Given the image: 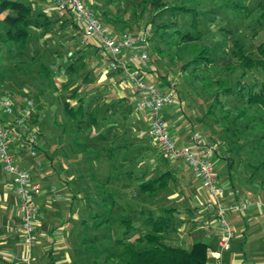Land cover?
Instances as JSON below:
<instances>
[{
  "label": "rangeland",
  "instance_id": "1",
  "mask_svg": "<svg viewBox=\"0 0 264 264\" xmlns=\"http://www.w3.org/2000/svg\"><path fill=\"white\" fill-rule=\"evenodd\" d=\"M42 1L44 7L49 8L52 20L47 24V28L44 24H38L36 28L32 26L31 35L23 44L0 40V93L7 91L11 97L26 94L33 99L34 107L31 110L29 124L38 133V147L34 156L25 148L22 151L15 148L11 152L14 158H17V163L27 161L34 163L39 160V168L46 173L48 169L52 172L40 179L41 189L48 188L49 184L53 183L63 196L60 202L69 203V200H72L70 210L69 208L64 210L66 213L61 214L55 222L54 217L50 220V229H59L68 250L75 249L80 256L72 264H92L95 263L94 261H97V264H111L110 261L120 264L118 254L122 247L114 243L112 245V239L117 235L119 228L118 218L125 216L132 219L135 229L130 230V236L135 233L142 234L148 228L147 224H140L147 210L157 214L158 207L155 209L152 206L164 201L170 190H178L177 187H182V183L185 182L191 183L190 189L196 188L200 178L194 175L182 159L163 156L157 144L146 134L148 113L145 109L131 112L114 107L111 125L114 128L104 131L108 137L106 140L90 135L95 132L92 131L93 124L89 123L87 116H84L82 130L76 128V120L69 119V113L63 108V101L69 98L72 105H75L73 98L68 97L69 93L75 88L81 95L85 92L86 84L91 83L92 80V83L94 82L93 75L91 72L86 74L87 71L91 70L96 74L103 68L110 74L115 70L109 67L102 48L92 43L90 49H84L82 33L71 36L73 31H69L67 23L62 22L66 14L54 8L50 1ZM83 1L98 12L102 24L113 33L135 32L145 26L152 28L148 20L154 11L150 9L148 0ZM235 1L245 5V10L233 11L222 7L219 5L220 1L216 0H199L195 3L196 7L206 12L198 18V29L202 32V37L193 43L179 42V37L172 35L174 25L164 28L171 33V37L152 36L151 29L148 52L152 76L149 79H152L160 89L167 86L168 81L174 82L172 89L176 99L173 107L178 108L180 115L176 120L169 118L166 121L169 132L178 133L183 128L184 134L196 131L204 138H212L211 140L218 144L216 152L233 158V168L229 169L223 157L212 154L211 162L219 182L224 187L230 186L231 190H235L239 195L251 199L258 197L264 201V162L259 163L262 159L261 154L264 153L260 151V145L254 142L260 133V130L254 126L256 119L247 126H244L246 122L244 118L239 117L233 121L236 111L247 105L239 93H234L238 88L237 84H251L257 89L264 81V70L258 67L243 68L230 52L233 40L236 39L242 44L243 51L247 55L252 58L262 57L259 45L264 46V17L260 15V0ZM170 2L192 4L191 0H170ZM27 3L30 5L31 1L28 0ZM44 7L35 6L31 10L32 13H37L40 22L49 20L48 15H42L44 12L41 10ZM217 15L222 18L221 21L219 17L216 18ZM171 19L178 20L177 25L181 30L190 26L189 16L183 12L165 11L155 17L156 21L170 22ZM220 25L226 29H220L218 27ZM5 28L4 25L0 26L2 36ZM197 42L207 43L211 47L209 54L212 62L207 66L196 68L195 72H190L189 68L181 69V63L198 48L195 44ZM151 51H156L157 54ZM71 61L73 64L70 68ZM199 75L203 78L198 77ZM214 80H222L224 82L222 87L226 85L232 87L233 93L220 94L219 102L212 105L213 112L207 113L206 107L213 102L210 92L216 90L218 85L216 83L205 85V83ZM203 86L205 88H202ZM247 112L255 118L264 115V105L248 106ZM75 115L79 118V111ZM222 126H229L230 130L221 129ZM233 130L237 131L236 135L231 134ZM74 138L85 139L86 144L90 142L95 144L96 151L102 154H106L108 148L118 146V141L129 140V143H126L129 160L124 164L118 160L115 163L119 166L107 167L109 162L106 161V156L95 154V151L89 148L84 150H89L90 155L74 157L79 152L78 145L70 143ZM232 146L235 149H228L233 148ZM73 150L75 154L70 159L66 160L61 154ZM52 152L54 155H51ZM49 155L54 157L53 162ZM152 158H155L157 165L151 164ZM166 159L169 164L177 160L175 165L182 177L168 178V186L161 189L150 192L143 190L139 182L160 174ZM61 166L65 171L58 176L56 170ZM90 166L94 170H91ZM68 174L73 176L65 182L63 179H66ZM47 193L49 201L53 202L52 205H58V200L53 198L48 189ZM179 196V200H166L163 202L164 206L190 208L196 206V201L189 193L184 194L180 189ZM181 200L184 204L180 202ZM98 213H101V216ZM107 215L110 216L108 220L104 219ZM173 215L177 221H173L174 229L168 230L166 234L168 240L175 239L177 231L181 230L186 241L191 243V232L197 236L202 230L210 227L209 225L205 227L208 219L193 223L191 216L180 210ZM261 216L262 214H256L252 217L245 216L244 219L239 213L228 214L233 237L230 247L222 252V264H230L231 258L238 254L252 264H255V261L257 264H264V220L260 219ZM18 236L22 241L20 233ZM46 239L36 234L31 256L28 261L24 260L26 263L23 264H58L57 257L62 251L51 250L49 257L46 251L40 249V246L47 242ZM76 239L80 241L75 243ZM47 243L50 244V241ZM106 254L111 258L104 261ZM62 264L67 263L62 262Z\"/></svg>",
  "mask_w": 264,
  "mask_h": 264
},
{
  "label": "built area",
  "instance_id": "2",
  "mask_svg": "<svg viewBox=\"0 0 264 264\" xmlns=\"http://www.w3.org/2000/svg\"><path fill=\"white\" fill-rule=\"evenodd\" d=\"M50 1L54 8L71 12L74 20L82 27L83 41L90 39L97 43L103 49L109 67L120 72L119 83L135 93V110L148 111L146 133L157 144L163 156L182 159L200 178L201 188L206 194L200 203L222 230L217 241L218 252L228 249L233 231L227 211L243 212L253 204L264 209V201L259 198H239L237 195L224 197V188L215 175L211 162V156L218 144L196 131L191 132L186 143L179 144L169 132L162 108L175 102L176 96L172 89L174 82L168 81V88L160 89L152 79L145 78L150 67V27L145 26L135 32L113 33L102 24L95 10L83 0ZM33 107V99L26 94L21 96L18 104L7 91L0 95V168L17 196L20 212L17 230L27 248L36 240L34 218L38 205L33 198L39 194L41 187L39 182L30 180V174L25 167L16 164L10 148L9 131L1 118L4 113L13 115L12 123L25 140L29 153L34 156L38 147V133L29 125ZM35 164L39 165L40 161L36 160ZM49 189L55 200L63 197L54 184ZM24 260L28 261V257H24Z\"/></svg>",
  "mask_w": 264,
  "mask_h": 264
},
{
  "label": "trees",
  "instance_id": "3",
  "mask_svg": "<svg viewBox=\"0 0 264 264\" xmlns=\"http://www.w3.org/2000/svg\"><path fill=\"white\" fill-rule=\"evenodd\" d=\"M191 1L192 4L190 5L172 3L170 2V0H148L147 3L150 9L154 11V13L151 14L148 20V23L152 25V36L166 35L171 37V33L165 31L164 28L170 25H174L175 27L172 35L178 36L179 42L193 43L196 40H200L202 37V32L198 29V18L206 11L195 6V3L199 2V0ZM216 1H220L219 5H221L222 7L224 6L225 8L232 9L233 11L245 10L246 8L245 5L241 4L240 2H236L235 0ZM259 9L260 15L264 17V0L259 1ZM31 10L32 7L26 2V0H0V26L4 25L6 27L4 36H2L0 31V40H10L15 43L21 42L23 44L29 39L32 26L36 28L38 24H44L45 28H47V24H50L52 20L48 18L49 20H43V22H40L37 18V13H32ZM165 11H169L170 13L178 11L187 14L190 20V28L188 27L185 30H181L180 28H178L177 19H171L170 22H165L164 20L156 21L155 17L159 13ZM60 12L66 14L62 22L67 23V25L69 26V31H73L71 33V36L74 37L78 33H82L83 30L81 25L74 20L70 11L60 10ZM96 13L98 15L97 11ZM42 15L46 16L47 14L44 13ZM217 17H219V15H217L216 18ZM218 19L221 21L222 18L219 17ZM218 27L220 29H226L221 25ZM93 44L100 47L95 42H93ZM195 44L198 45V48L191 54V56L187 60L181 63V69L189 68L188 70L190 72H195L196 68H200L202 67V65L207 66L210 62H212V57L209 54L211 47L207 43L197 42ZM259 49L262 52V57L252 58L243 51L242 44L238 40L234 39L233 47L230 52L234 56V58L238 60V63L243 68L258 67L264 70V46L260 44ZM151 52L157 54L156 51ZM72 64L73 61H71L69 64L70 68L72 67ZM147 72L149 75H152L151 63ZM198 77L203 78L202 75H199ZM206 83L205 85H210L211 83H216V85H218V88L216 90L210 92V97L213 98V102H211L209 106L206 107L207 113H212V105L216 102H219V95L233 93V89L232 87L227 85L222 87V83H224L222 80H214V82L207 81ZM237 85L238 88L236 92L234 91V93H239L240 97L243 98L247 105H245V108H240L238 109V111H236V115L233 121H235V119L239 117L244 118L246 119L244 126H247L249 125V122L256 119L254 121V126L260 130V133L258 138L254 139V142L260 145V151L264 153V115L261 114L255 118L254 115H251L247 112L248 106L264 105V81L260 83L257 89H255L251 84L244 85L238 83ZM202 88H205V86H203ZM68 97L75 98L77 101L75 105H72V103L66 99L63 101V108L69 113V119L76 120V128L78 130H81L80 128L82 127L81 125L84 121V116L88 117L89 123L91 122L94 128L96 120L93 114L85 109V103L82 95H79V91L74 88L69 93ZM78 111L80 113L79 118H77V116L75 115V113ZM228 127L229 126H222L221 129H225L226 131H228L230 130ZM105 129H102L101 131L99 130V132L97 133L99 138L104 140L108 138L107 133L104 131L109 130ZM236 133L237 131L235 130L231 131L232 135H236ZM114 149H118V146H115L114 148H108L107 153L110 154ZM228 149L232 150L235 148L229 147ZM261 155L262 159H260L259 163L264 162V154ZM221 157L225 159L229 169L233 168V158L231 156L222 154ZM116 161L117 160H110L109 165L112 167H116ZM167 174L168 173L166 171L162 172L157 176L141 180L139 184L143 190H147L149 192L155 189H161L167 185ZM113 200L114 198L112 199V201ZM175 210L176 209L174 207H162L158 209L157 214H153L152 211L150 212L149 210H147V214L144 215L140 221V224H147V230L142 234L135 233L133 235L131 234V236L130 230L135 229V225L132 222V219L125 216H121L120 218H118L117 227L119 228L117 231V235L112 239V245L114 243L115 245H120L122 247L121 252L118 254V262L120 261V264H209L207 259V253L209 250L208 243L201 240H194L188 247H185L173 243L172 240L167 239L166 234L168 230H173L175 227L171 218ZM109 217L110 216L107 215V218L105 217L104 219L108 220ZM109 258L111 257L106 254L104 256V261H107ZM110 263L114 264L111 261Z\"/></svg>",
  "mask_w": 264,
  "mask_h": 264
},
{
  "label": "crops",
  "instance_id": "4",
  "mask_svg": "<svg viewBox=\"0 0 264 264\" xmlns=\"http://www.w3.org/2000/svg\"><path fill=\"white\" fill-rule=\"evenodd\" d=\"M27 1L28 0H26V2ZM29 1H31L30 5H31L32 9H34L35 6L44 7V5H45V4H43L42 0H29ZM47 1H50V0H47ZM50 4H52L51 1H50ZM52 6H53V4H52ZM48 9L49 8H47L45 6L44 9H42L41 11L46 13L48 15V18H51L50 14H49L50 12ZM116 33H119V32H116ZM82 43L84 45V49H90L93 41H90V39L83 41V39H82ZM96 47H98V46H96ZM98 48H100V47H98ZM90 72L93 75L94 82L92 83L93 80L92 81L90 80L91 83L86 84L85 92L81 95H82L84 103H85L84 104L85 109L87 111H89L90 113H92L95 120H96L95 127L92 129V131H94L95 134H90V135L95 136V138H97V137L99 138V136L97 135L99 130L101 131L102 129H105V128H106L105 130L114 128L111 125L113 123L112 122V113L115 109H121L122 111L134 112V110H135V93L131 89H129L125 86H122L119 83V77H120L119 71H116V72L113 71L112 73L109 74L106 72L105 69L103 70V68H102V70L99 73L93 74L92 71L89 70V71H87L86 74H88V73L90 74ZM151 76L152 75H149L148 72H146L145 78L149 79ZM166 88H168V87L165 86L164 88H161V89H166ZM126 90H130V91L127 92ZM1 93H0V95H1ZM20 98H21V95H19L18 97L12 96V99L14 100V102L16 104H18L20 102ZM66 100L69 101V98H66ZM73 100H74L73 102L76 104L77 103L76 99L73 98ZM69 102H71V101H69ZM173 104L165 106L162 108V114L165 118V121L169 120V118H171L172 120H176L177 118H179V115H180L179 110H178V108L173 107ZM114 107H117V108L114 109ZM145 111H147V110L145 109ZM147 113H148V111H147ZM12 118H13V115L5 114V113L2 114V118H1L2 121L7 125L8 131H9L10 148H11V150L17 148V150H19V151L24 150L23 148L28 150V148L26 147L25 140L19 135L17 128L12 123ZM166 124H167V122H166ZM80 129L82 130V127ZM81 130H79V131H81ZM190 134H188V133L184 134L183 128L180 129V131L178 133H175L174 131L171 133V135L175 138V140L179 144L186 143ZM212 141H214V140H212ZM71 142L75 143V145H78V147H79V150H78L79 152H77L76 153L77 155H75L74 157L81 156V155L82 156L90 155L89 150H84V148L85 149L89 148V149H91V151H95V154H98L102 157L105 155L107 162H109L110 160L111 161H114V160L118 161L119 160L122 162V164H124L125 162H127L129 160L130 155H129V151H128V146L126 145L127 142L129 143V140L127 142H121V140L118 141V143H117L118 149L112 150V152L110 154H108V153L102 154V153H100V151L97 152L96 148L94 147L95 144H93L91 142H90V144H86L85 139L84 140L83 139L77 140L76 138H74L70 141V143ZM111 148H114V146H112ZM214 153L217 155V157L221 158V155H222L221 153H218V151L214 152ZM61 154L67 160V159H70V157H72L73 154H75V151L73 150V152H69L67 154L61 152ZM51 155H54V153L52 152ZM51 155H49V156L51 157ZM53 159H54V157L50 158V160L52 162L55 160V159L54 160ZM14 160H15L17 165H19L21 167H25L28 170V172L30 174V180L33 182H35V181L39 182L40 179H43L47 173L52 174L50 169H48V172L46 173V171H43L41 168H39V166L36 165L35 162L33 163V162L27 161V162H23V163H17V158L16 159L14 158ZM176 161L177 160H174L169 164L168 160L166 159L165 166L161 169L160 172L162 173V172L166 171L168 173L167 174L168 178L180 179L182 177V174L180 171H178V168L175 165ZM150 162L153 166L158 164V163H156L155 158L150 159ZM152 165L150 168L153 167ZM116 166H119V165L117 164ZM107 167H110L109 163H108ZM90 169L94 170V168H91V166H90ZM102 170H104V169H102ZM64 171H65V169L62 166L60 168L58 167V169L56 170L58 176L60 174H63ZM72 176H73L72 174H68L66 176L67 178L63 179V180L65 182H67ZM154 176H157V175H154ZM154 176H151V177H154ZM51 184H53V183H51ZM51 184H49L48 188L45 187L44 189H41L39 194L34 196V198H33V200L38 205V211H37V214L34 218L35 233L37 235L38 234L42 235L44 238L46 237L47 242L50 241V244H48L46 242L42 246H40V249H42V251L43 250L46 251V254L49 257L51 256V250L62 251L61 255H59L57 257V263L62 264V262H63V263H67V264H72L73 261L80 258V256L77 254V251H75V249L71 250V251L68 250L67 245H65V242H64V236L60 235L59 229H55V230L50 229V225H51L50 220L54 217L53 220L55 222L57 219H59L61 214L66 213V212H64V210H66L67 208H69L68 210H70L72 200H69V203H62V202H60L63 199V197H62L60 199H57L59 202L58 205L57 204L52 205L53 202L49 201V199H48L49 194L47 193V189L51 193V191L49 189ZM200 184H201V182H199L197 184L196 188L190 189L191 188L190 182L182 183V187H179V188L177 187L178 190H170L169 194L167 195V198L162 202L156 203L155 205L152 206V208L156 209V207H158V209H160L162 207H174L176 210L173 212V214H176L177 212H179V210L183 211L184 214H186V215L188 214L189 216H191V221L193 223L200 222L204 219H208V225L210 227L205 229V230H202V232L197 236H195L191 232V235H192L191 242L194 240H201V241L208 243L209 244V250L207 253V259H208L209 264H222V252L223 251L218 252V244H217L218 238H219L222 230L219 228L220 226L216 223V221L209 216V211L206 210L205 208H203L201 203H200L202 201V199H204L206 197V194L202 190ZM166 186H168V183ZM231 186H233V185L231 184ZM223 188H224V197H228L230 195H237L239 198L245 197L244 195L237 194L235 192V190L232 191L230 186H228V187L223 186ZM180 189H181L182 193H184V194L189 193L190 194V197L196 201V206H194L193 208L184 207V206H182V207L181 206H172V205L164 206L163 202H165L166 200L167 201L168 200H174L175 201V200L180 199L179 198L180 197L179 196V190ZM255 198L257 199L258 197H255ZM252 199H253V197H252ZM180 202L182 204H184L182 200ZM244 212H245V214H244ZM157 213H158V210H157ZM232 213L242 214L244 216V219L246 218L245 216L252 217L256 214H258V215L262 214L260 219L264 220V209H260L257 206H255L254 204L251 205L246 210H244L243 212H239L237 210H228L227 216H228V214H232ZM98 214H99V216H101L100 215L101 213H98ZM19 216H20V212H19V207H18L17 196H16L9 180L6 177H4V174L0 168V264H23L24 262L26 263V261H24L23 257L27 256L28 258H30V256H31V250H32V247H33V244L35 241L30 245L29 248H27V246L19 238V236H18L19 231L17 230V228L19 227ZM99 216H97V217H99ZM173 216H175V215H173ZM173 216L171 217L172 221L176 222L177 220H175L174 219L175 217H173ZM106 218H107V216H106ZM77 219H79L78 216H77ZM61 226L62 225L60 224L59 227H61ZM53 227H55V226H53ZM177 228L180 229V227H177ZM53 233L56 234V235H54L55 237L51 235ZM171 240L173 241V243H176L178 245H181L183 243L182 246H185V247H188L191 244L190 241H189V243L186 241L181 230L179 232L177 231V236H175V239H171ZM79 241H80L79 239H76L75 243H78ZM75 243H72V244L74 245ZM243 254H244V252H243ZM88 258H90V257H88ZM89 260H91V259H89ZM95 260H97V259L95 258ZM94 262L95 263H92V264H97V261H94ZM255 262H256L255 264H257V261H255ZM230 264H252V263L248 259H246L244 256H242V255L240 256V254H238L237 256H233L231 258Z\"/></svg>",
  "mask_w": 264,
  "mask_h": 264
}]
</instances>
